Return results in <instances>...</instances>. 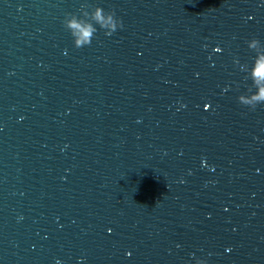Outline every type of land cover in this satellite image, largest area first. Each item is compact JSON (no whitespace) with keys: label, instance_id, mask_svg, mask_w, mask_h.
<instances>
[{"label":"clouds","instance_id":"obj_1","mask_svg":"<svg viewBox=\"0 0 264 264\" xmlns=\"http://www.w3.org/2000/svg\"><path fill=\"white\" fill-rule=\"evenodd\" d=\"M96 19L100 23L101 27H107L111 29L110 32L106 33V35L109 36L116 32L118 28L123 27L121 20L119 21L118 27L117 23L112 19L111 16L108 17V20L106 22L105 18L101 14V10L99 9L96 13ZM69 27L74 30V35L77 37L75 40L76 48H82L85 44H91V37L93 35V32L96 31V29L93 28L91 24H81L78 21L73 20L69 23ZM252 75L257 85H259L261 81H264V56H260L259 59L256 60ZM242 101L244 103H252L254 101L256 102V104L264 102V87H260L259 91L256 92L250 99L242 98Z\"/></svg>","mask_w":264,"mask_h":264}]
</instances>
